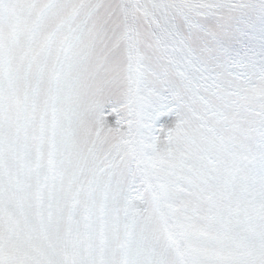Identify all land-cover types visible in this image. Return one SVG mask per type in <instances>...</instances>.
<instances>
[{
  "label": "snow or ice",
  "instance_id": "6c2138e0",
  "mask_svg": "<svg viewBox=\"0 0 264 264\" xmlns=\"http://www.w3.org/2000/svg\"><path fill=\"white\" fill-rule=\"evenodd\" d=\"M0 264H264V0H0Z\"/></svg>",
  "mask_w": 264,
  "mask_h": 264
}]
</instances>
